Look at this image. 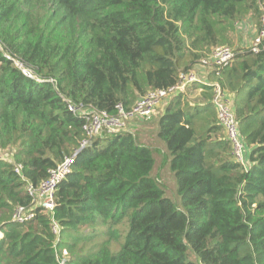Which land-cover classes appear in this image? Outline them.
I'll return each mask as SVG.
<instances>
[{
  "label": "trees",
  "instance_id": "obj_1",
  "mask_svg": "<svg viewBox=\"0 0 264 264\" xmlns=\"http://www.w3.org/2000/svg\"><path fill=\"white\" fill-rule=\"evenodd\" d=\"M263 11L264 0H0V151L12 148L10 159L0 156V264H59L63 251L62 264H264V37L143 120L164 145L174 202L156 147L102 131L80 148L84 116L69 109L129 111L214 47H232L236 24ZM215 83L232 98L245 167L218 122ZM76 150L55 188L58 235L39 209L11 221L16 206H30L26 183Z\"/></svg>",
  "mask_w": 264,
  "mask_h": 264
},
{
  "label": "built area",
  "instance_id": "obj_2",
  "mask_svg": "<svg viewBox=\"0 0 264 264\" xmlns=\"http://www.w3.org/2000/svg\"><path fill=\"white\" fill-rule=\"evenodd\" d=\"M261 25L264 26V11L260 18ZM264 37V31L261 30L258 34L257 41H254L250 49L257 51L261 43V39ZM2 50V46L0 45ZM235 50L228 45H219L211 49L210 53L200 60V65L224 67L232 60ZM5 57L12 59L14 64L20 68L23 72L31 75L30 71L26 69L22 60L17 56L9 53H4ZM196 75L189 71L187 73H181L179 75V81L176 85L167 86L165 88H157L149 90L144 96H141L135 101L129 111H125L124 108L118 104L116 106L117 112L114 115H110L104 109H95L94 107L84 106L82 104L69 103V109L73 113H77L84 116V123L82 129L84 132V138L80 142V148L84 147L90 138L100 134L102 131L109 133H118L121 131H129L125 127V121L130 118H138L141 120L148 119L154 113L157 105L172 94L176 89L182 88L185 84L196 81ZM214 95L212 102L214 104L217 119L221 127L223 128L226 139L229 141L232 148V155L235 161L241 166L247 165V147L241 139L238 131L237 120L233 111V102L230 95L221 90L220 86L215 83ZM132 133V132H131ZM78 152L76 150L72 156H66L61 162H56L54 168L50 169L46 179L40 181L37 185L26 183L25 190L30 197V206H16L11 215V221L16 223H24L31 220L35 216V210L39 209L40 212L46 213L50 219L51 231L58 235L60 229L59 225L54 219V194L56 185L62 181L69 173L73 157ZM17 174H21V165L15 164L13 167ZM0 232V236H1ZM63 256L59 261L62 264L67 259V252H62Z\"/></svg>",
  "mask_w": 264,
  "mask_h": 264
},
{
  "label": "rangeland",
  "instance_id": "obj_3",
  "mask_svg": "<svg viewBox=\"0 0 264 264\" xmlns=\"http://www.w3.org/2000/svg\"><path fill=\"white\" fill-rule=\"evenodd\" d=\"M261 26L262 25H261L260 19L255 21L253 18H245V19H242L240 22H238L236 24V33H235V40H234V41H236V43L232 46L233 49L234 50H241V49H244V48L247 49V48L252 47L254 41H257V37H258V34L260 32L259 29H260ZM205 66H207V65L197 64L190 71H192L196 75V79H198V80H200L199 78L204 79L206 77V75H204V74L200 75L199 72H198V69L200 67L204 68ZM202 85H200L199 88H201ZM197 92H198V90L195 91L193 94H191L189 96V98L191 99L192 97H194L197 94ZM164 101L162 100L159 104H163ZM158 105L155 108V110L160 109L161 105L160 106H158ZM153 114H152L153 117L157 116V114L156 115L155 114L153 115ZM130 121H134V125H135L137 122L143 121V120L138 119V118H130ZM127 123H128V120L125 121L126 129H128L132 133H136V131L133 130V126L134 125L131 127ZM151 128H152L151 123H148L145 126V128L143 129V134L151 133ZM141 136H142V134H141ZM145 142L149 146L156 147V148L160 147V149L157 148L158 151L156 152V155H155L156 170L159 173L158 177L161 180V182L163 184V187L165 188V196H167L169 198L171 197L172 198L171 200L174 202L175 198L178 197V196L176 194L175 182H174L173 175L171 174V172H170V170L168 168V163L166 161V158H164L165 154L161 153V148L164 149V145L162 143H160L156 139V137L151 136V135H149L146 138ZM11 152H12V148L0 151V156L2 158H5V159H10L9 157L11 156Z\"/></svg>",
  "mask_w": 264,
  "mask_h": 264
},
{
  "label": "crops",
  "instance_id": "obj_4",
  "mask_svg": "<svg viewBox=\"0 0 264 264\" xmlns=\"http://www.w3.org/2000/svg\"><path fill=\"white\" fill-rule=\"evenodd\" d=\"M236 43V41L234 42V44ZM240 45V44H239ZM203 67V66H202ZM202 67H200L199 69H198V72H199V74L200 75H206L207 73H206V69H208L207 67H204V68H202ZM200 79V81H205V79H206V77L204 78V79H201V78H199ZM161 105V107H160V109H157V110H155L154 112V114L156 115L157 114V116H155V117H151V119L150 120H148V121H150V122H153L154 120H156L157 119V117H158V115H159V113L161 112V110L163 109V107H164V104H159L158 106H160ZM153 114V115H154ZM147 121V120H146ZM146 121H139V122H137L135 125H134V121H130V119L128 120V123L127 124H129L131 127L133 126V130H135L136 131V134H137V137H138V140L140 141V142H143V143H146L145 141H146V138L149 136V135H151V136H154L155 137V134H156V126L154 125V123L152 124V128H151V133H149V134H143V128H145V126L148 124ZM149 122V123H150ZM141 134H142V136H141ZM157 148H159L160 149V147H157ZM161 152H162V148H161Z\"/></svg>",
  "mask_w": 264,
  "mask_h": 264
}]
</instances>
